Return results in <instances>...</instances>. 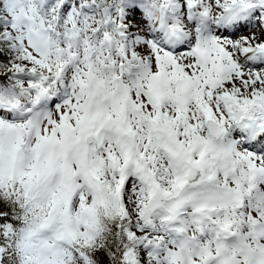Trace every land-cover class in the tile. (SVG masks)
<instances>
[{
  "label": "snow or ice",
  "instance_id": "1",
  "mask_svg": "<svg viewBox=\"0 0 264 264\" xmlns=\"http://www.w3.org/2000/svg\"><path fill=\"white\" fill-rule=\"evenodd\" d=\"M0 264H264V0H0Z\"/></svg>",
  "mask_w": 264,
  "mask_h": 264
}]
</instances>
